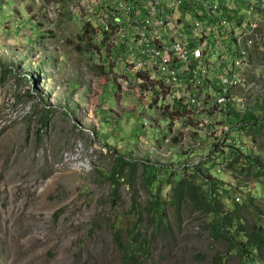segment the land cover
<instances>
[{
  "label": "rangeland",
  "instance_id": "1",
  "mask_svg": "<svg viewBox=\"0 0 264 264\" xmlns=\"http://www.w3.org/2000/svg\"><path fill=\"white\" fill-rule=\"evenodd\" d=\"M93 6L92 0H0V264H125L116 236L137 227L148 242V255L137 253L144 264H239L210 236L207 215L187 202L177 211L171 200L169 172L203 169L212 140L169 122L116 73L102 12ZM261 59L262 91L248 102L260 107V117ZM240 141L264 170V128L255 140ZM120 159L134 168L126 166L114 185L110 175ZM215 161L220 166L211 174L223 188L255 198L246 223L263 224L256 214H264L261 178L227 172L221 156ZM145 162L158 168L152 186L145 183ZM200 174L198 183L207 178ZM150 192L165 200L171 228L165 234L150 222Z\"/></svg>",
  "mask_w": 264,
  "mask_h": 264
},
{
  "label": "built area",
  "instance_id": "2",
  "mask_svg": "<svg viewBox=\"0 0 264 264\" xmlns=\"http://www.w3.org/2000/svg\"><path fill=\"white\" fill-rule=\"evenodd\" d=\"M92 2L102 12L116 73L144 102L211 139L208 152L243 149L247 136L227 119L250 111L248 102L262 91L256 57L264 43V0Z\"/></svg>",
  "mask_w": 264,
  "mask_h": 264
},
{
  "label": "trees",
  "instance_id": "3",
  "mask_svg": "<svg viewBox=\"0 0 264 264\" xmlns=\"http://www.w3.org/2000/svg\"><path fill=\"white\" fill-rule=\"evenodd\" d=\"M261 55V63L264 62V45L263 49L258 52L256 61H259ZM260 105V104H258ZM257 106V105H256ZM260 107L253 106V109L247 111L242 116H234L227 119V123L234 126L238 124V128L243 130L246 136L255 137L261 135L264 128V116H258ZM264 113V110H262ZM243 149L229 148L227 152H208V160H205L208 167L198 169L185 176L184 172L170 171L169 177L173 182H169L172 193V204L179 211L181 203L187 202L190 206L202 212L210 218L209 230L210 236L219 242L225 243L227 250L235 255L239 264H264V214L256 213L257 219L263 221V224H258L254 220L251 225L246 223L245 213L248 206L254 202V197L251 192L238 194L231 189L223 188L224 183L217 178H213L211 174L212 168L219 167L216 163L218 156L224 160V167L227 172H234L246 179L250 177L261 178L264 183V170L261 169L254 160L244 154ZM128 166L131 169L134 165L125 159H120L116 164L115 169L111 172V179L114 185L117 184V177L123 169ZM213 168V169H214ZM182 169H186L183 167ZM157 166L147 162L143 165L144 179L147 186H152L157 175L155 171ZM200 171L206 172V179L203 182H197L202 178ZM220 172V171H218ZM210 173V174H209ZM214 177H217L214 174ZM206 186V190L202 187ZM158 193V192H157ZM230 200L232 206L227 207L223 200ZM165 200L158 199L157 194L150 192L148 203L150 205L149 212L151 213L150 222L154 225L155 233L165 234L171 230L164 216L163 203ZM145 235V236H144ZM146 234H143L138 227L135 230H130L124 236H116V248L119 251L122 261L125 264H144L145 261H138L137 253L142 252L143 255H148V242H145ZM217 264H220V259Z\"/></svg>",
  "mask_w": 264,
  "mask_h": 264
}]
</instances>
